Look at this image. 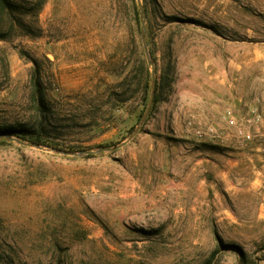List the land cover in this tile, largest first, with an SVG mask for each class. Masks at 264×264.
<instances>
[{
    "label": "rangeland",
    "instance_id": "1",
    "mask_svg": "<svg viewBox=\"0 0 264 264\" xmlns=\"http://www.w3.org/2000/svg\"><path fill=\"white\" fill-rule=\"evenodd\" d=\"M0 264H264V0H0Z\"/></svg>",
    "mask_w": 264,
    "mask_h": 264
},
{
    "label": "water",
    "instance_id": "2",
    "mask_svg": "<svg viewBox=\"0 0 264 264\" xmlns=\"http://www.w3.org/2000/svg\"><path fill=\"white\" fill-rule=\"evenodd\" d=\"M121 145H123V144H121ZM121 145H119V146H121ZM119 146H117V147H119Z\"/></svg>",
    "mask_w": 264,
    "mask_h": 264
},
{
    "label": "trees",
    "instance_id": "3",
    "mask_svg": "<svg viewBox=\"0 0 264 264\" xmlns=\"http://www.w3.org/2000/svg\"><path fill=\"white\" fill-rule=\"evenodd\" d=\"M157 99V98H156Z\"/></svg>",
    "mask_w": 264,
    "mask_h": 264
}]
</instances>
